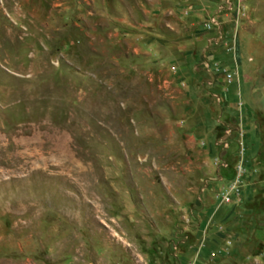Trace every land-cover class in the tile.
Instances as JSON below:
<instances>
[{"label": "rangeland", "instance_id": "obj_1", "mask_svg": "<svg viewBox=\"0 0 264 264\" xmlns=\"http://www.w3.org/2000/svg\"><path fill=\"white\" fill-rule=\"evenodd\" d=\"M0 264H264V0H0Z\"/></svg>", "mask_w": 264, "mask_h": 264}]
</instances>
